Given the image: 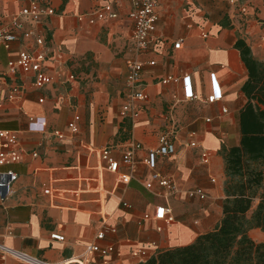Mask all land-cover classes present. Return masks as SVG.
<instances>
[{
  "label": "crops",
  "instance_id": "0c3cea01",
  "mask_svg": "<svg viewBox=\"0 0 264 264\" xmlns=\"http://www.w3.org/2000/svg\"><path fill=\"white\" fill-rule=\"evenodd\" d=\"M30 1L0 0V26ZM35 1L55 10L57 15L46 19L40 30L51 51L62 53L66 71L75 76V81H56L43 90L28 86L21 100L6 103L0 111V126L18 132L24 151L22 160L8 167L18 174V180L11 185L9 197L0 201V244L49 264H137L133 252L138 247L154 243L147 246L152 257L189 245L212 231L221 219L225 199L221 152L239 143L238 112L246 100L241 86L247 74L233 46L241 38L254 58L264 59V0H250L252 9L246 15L227 10L230 30L205 20L200 0H158L156 40L141 57L156 65L143 70L141 83L148 101L139 104L140 117L134 124L119 117L124 82L116 97L118 109L108 107L102 123L98 98L86 105L83 80L72 64L77 41L102 36L123 54L126 74V62L132 57L131 26L126 18L128 1L120 0L117 22L93 26H80L76 15L107 0ZM180 39L182 45L176 50L173 45ZM32 46V41L20 40L9 52L0 49V70L19 50ZM47 68L51 73L55 65L48 61ZM211 75L221 99L207 104L203 101L212 92ZM167 76L178 81L161 84ZM183 76L190 77L197 100L185 97ZM21 79L27 82L23 77L17 82L21 83ZM41 98L44 102L39 104ZM222 109L227 113L223 114ZM28 116L35 122L30 123ZM75 117L78 132L71 134L67 125ZM41 120L46 122L43 132ZM54 131L61 132L64 139L51 136ZM163 134L171 136L175 152L158 158L151 170L143 160L148 150L157 147ZM130 142L141 144L143 149L135 156L134 179L124 183L105 169L101 152L108 149L119 162ZM190 142L196 147H187ZM34 152L37 157L32 156ZM203 152L208 155L207 163L202 162ZM120 171L125 172V168ZM152 173L172 179L179 193L165 200L158 194L163 190L157 183L153 185L154 192L147 191L143 185L150 181ZM47 187L51 188L50 195L43 192ZM194 189L205 192L207 199L186 196V191ZM122 203L130 208H124ZM159 205L171 208L174 222L143 218L153 214ZM104 227L115 232L96 240ZM258 231L250 230L248 234L255 242H264V234ZM52 233L60 234L64 241L51 240ZM90 245L111 246L114 251L105 257L85 254ZM0 264L23 263L0 252Z\"/></svg>",
  "mask_w": 264,
  "mask_h": 264
},
{
  "label": "built area",
  "instance_id": "2783aa9c",
  "mask_svg": "<svg viewBox=\"0 0 264 264\" xmlns=\"http://www.w3.org/2000/svg\"><path fill=\"white\" fill-rule=\"evenodd\" d=\"M128 12L126 15L127 21L131 26L130 47L132 57L126 62V78L122 92V103L119 111V117L134 124L140 117L138 109L139 104L148 101V95L143 89L141 83L142 73L145 67H154V61H143L141 57L148 53L151 45L156 40V30L159 21L158 15V0H127ZM226 4L234 14L246 15L252 6L250 1L244 0H217ZM120 0H107L104 4L98 5L89 11L76 15V21L80 26H93L98 22H117L120 19L119 7ZM55 10L45 3L31 0L18 15L12 16L6 23L0 26V49L11 51L12 46L20 40L32 41L33 46L30 49L19 50L15 58L9 60L5 68L0 70V111L4 105L14 104L21 100L27 90L31 87L36 90H43L52 85L56 81L63 83H71L75 81V76L66 71L63 55L61 52L53 53L47 44L46 37L40 30V25L48 18L56 16ZM206 38V35H203ZM183 40H177L173 48L179 49ZM51 61L55 68L51 73H48L47 63ZM20 76V77H19ZM26 78L27 82H17L19 78ZM211 78V95L203 102L213 104L221 99V92L215 81L214 75ZM177 78L167 76L161 84L176 83ZM185 97L188 100H197L190 84V77L183 76L182 78ZM27 83V84H26ZM44 100H38L42 104ZM222 113H227L226 109H222ZM27 115V114H25ZM30 123L35 122V118L28 116ZM78 118L72 119L67 128L71 134L78 132ZM41 131L46 128L45 120L39 122ZM51 136L58 140H63L64 135L61 132L54 131ZM193 134L189 135L192 138ZM41 146V143L39 144ZM187 147H196L194 142L186 144ZM143 147L139 143L130 142L127 149L123 152L121 161H116L108 149L101 152V160L105 163V169L118 176L120 182L129 183L134 179L136 153L142 150ZM174 143L169 134H163L158 139V145L155 149L148 150L143 163L151 170L155 169L157 160L160 157L170 156L174 154ZM24 156V151L20 147L19 134L17 131L5 129L0 126V201H5L10 195L11 185L18 180V174L9 166L19 163ZM37 157V153L32 154ZM202 162H208L206 152L202 153ZM125 168V172H121L120 168ZM6 168L5 171L2 169ZM214 182V180H211ZM157 185L163 190L160 194L165 200L179 193L173 180L160 176L158 173H152L150 181L145 183L143 187L150 192L153 191V185ZM45 195L51 194V188L47 187L44 191ZM189 198H198L200 200L207 199V195L201 189L188 190L185 192ZM122 206L129 209L130 206L122 203ZM144 219H152L154 221H162L167 224L174 222L172 210L167 205H159L154 209L153 214L144 215ZM158 231L161 228L157 229ZM114 229L107 227L97 234L96 240H103L108 233H114ZM50 239L58 242H63L64 237L57 233H52ZM154 243L147 244L148 247L154 246ZM146 247H138L133 252L139 263L145 262L150 258ZM114 251L113 247L109 246L101 248L97 245H90L86 248L85 254L97 253L105 257ZM0 252L3 255H9L23 264H49L47 262L32 258L24 253L17 252L6 248L0 244Z\"/></svg>",
  "mask_w": 264,
  "mask_h": 264
},
{
  "label": "trees",
  "instance_id": "16d2710c",
  "mask_svg": "<svg viewBox=\"0 0 264 264\" xmlns=\"http://www.w3.org/2000/svg\"><path fill=\"white\" fill-rule=\"evenodd\" d=\"M218 26L231 27L227 12ZM233 47L247 74L241 86L246 100L238 112L239 143L221 152L225 174L221 219L191 244L137 264H264V242L257 243L248 234L254 229L264 234V59L254 58L241 38Z\"/></svg>",
  "mask_w": 264,
  "mask_h": 264
},
{
  "label": "rangeland",
  "instance_id": "374dc122",
  "mask_svg": "<svg viewBox=\"0 0 264 264\" xmlns=\"http://www.w3.org/2000/svg\"><path fill=\"white\" fill-rule=\"evenodd\" d=\"M199 3L203 17L210 24H219L224 21L227 12L224 3L217 0H200ZM228 29H232V26ZM77 42L75 61L73 60L72 64L76 66V74L80 75L79 77L83 80L82 93L85 96L86 105L95 97L98 98L100 102L98 115L103 123V114L106 113L108 107L118 109L116 97L123 82L125 84V59L123 54L118 53L116 46L109 45L107 39L102 36L95 39L83 37ZM103 101L104 104H102ZM257 202V200L254 201L252 210Z\"/></svg>",
  "mask_w": 264,
  "mask_h": 264
}]
</instances>
